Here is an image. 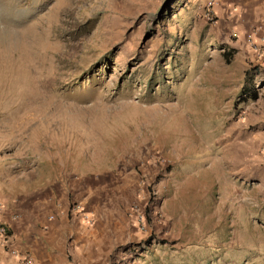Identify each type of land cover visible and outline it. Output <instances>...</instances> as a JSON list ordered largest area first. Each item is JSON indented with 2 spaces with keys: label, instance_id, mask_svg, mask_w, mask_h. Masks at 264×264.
<instances>
[{
  "label": "rangeland",
  "instance_id": "374dc122",
  "mask_svg": "<svg viewBox=\"0 0 264 264\" xmlns=\"http://www.w3.org/2000/svg\"><path fill=\"white\" fill-rule=\"evenodd\" d=\"M263 34L264 0H0V187L91 171L168 264H264Z\"/></svg>",
  "mask_w": 264,
  "mask_h": 264
},
{
  "label": "crops",
  "instance_id": "0c3cea01",
  "mask_svg": "<svg viewBox=\"0 0 264 264\" xmlns=\"http://www.w3.org/2000/svg\"><path fill=\"white\" fill-rule=\"evenodd\" d=\"M47 160L38 161L40 167L52 159ZM48 170L21 174L0 187V221L10 228L13 247L28 254L32 264H168L167 258H174L168 242L157 247L156 231L141 229L138 217L109 213L107 203L94 200L93 191L103 190V184L89 180L85 174L91 171ZM76 204L90 214L91 223L74 209ZM198 245L191 248L193 255L201 253ZM198 254L188 264L229 262L213 252L209 258ZM0 264L22 263L0 244Z\"/></svg>",
  "mask_w": 264,
  "mask_h": 264
},
{
  "label": "built area",
  "instance_id": "2783aa9c",
  "mask_svg": "<svg viewBox=\"0 0 264 264\" xmlns=\"http://www.w3.org/2000/svg\"><path fill=\"white\" fill-rule=\"evenodd\" d=\"M254 46V45H253ZM74 209L77 210L79 214H82V217L87 223H91V216L89 213L84 212L81 209L79 204L74 206ZM143 220V219H141ZM0 244L7 252L10 253L11 256L16 257L20 260L22 264H32V259L28 254L20 253L16 248L13 247V243L11 241V231L8 225L0 221Z\"/></svg>",
  "mask_w": 264,
  "mask_h": 264
},
{
  "label": "trees",
  "instance_id": "16d2710c",
  "mask_svg": "<svg viewBox=\"0 0 264 264\" xmlns=\"http://www.w3.org/2000/svg\"><path fill=\"white\" fill-rule=\"evenodd\" d=\"M232 51L231 50H224V57L227 59V60H230V58H231V55H230V53H231ZM250 93V97L251 98H253V99H257L258 98V92H256V91H250L249 92Z\"/></svg>",
  "mask_w": 264,
  "mask_h": 264
}]
</instances>
